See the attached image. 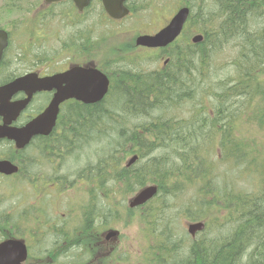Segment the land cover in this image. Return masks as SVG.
Instances as JSON below:
<instances>
[{
	"label": "rangeland",
	"instance_id": "1",
	"mask_svg": "<svg viewBox=\"0 0 264 264\" xmlns=\"http://www.w3.org/2000/svg\"><path fill=\"white\" fill-rule=\"evenodd\" d=\"M7 0H0V5H5ZM143 1H149V0H143ZM182 0H166L164 1L163 5H166L167 8L170 10V12H167L166 8L164 6H160L155 11H152V14L150 15L149 19H152L154 17L158 16H167L164 19H161L159 21V24L162 25L163 21H166L167 19H171L170 17L174 14L176 9L182 4ZM194 7V14L196 18H198L201 21V25L208 26V25H215L213 29L211 30L212 33L216 32L217 28L221 30V32L226 31L225 35H222L219 40L213 41L214 45L208 44L204 48L205 53V60L200 57V55L197 57V59H191L190 68L188 64L189 71H186L185 74H183L181 79V85L179 87V92L174 94L171 97L170 107L167 109H171L172 107H176L174 110H170V116H172L174 119L177 120H185L186 124H188L190 121H193L196 116L200 117L202 120L199 125L203 122V114L211 110L213 107V103L219 98L220 94H227V99L229 100V103L231 102H238L237 101V94L241 90H236L232 88L237 85L236 83H239V81H242V83L246 84L249 83L252 80V77H248L249 68L252 67L257 70V73H260L261 70H264V48L263 50H258L257 55L252 54V49L260 44L261 38L264 36V32H261L264 30V18L257 14V11H260L258 7H255L256 10H245L244 11V19L246 20V25L242 27L240 30L238 36L236 34V28L231 29L230 27L227 28V26L230 24L227 22V18L230 16L227 12H223L222 7L220 6V0H190ZM219 3H218V2ZM11 3H19L21 5H28L24 0H11ZM42 2H38V0H31V5H41ZM223 6H227L226 4ZM135 7H139V4L136 3ZM175 9V11L172 13V11ZM100 6L98 4H94L92 7L91 12V19L92 22H89L88 24L91 25V35L90 40H92L93 47L96 45L97 40L107 39V42L105 44H109L111 51H101V55L98 58H103L105 55H108L112 53L114 50H119L127 43H130L131 39V32L133 30V25L137 21H141L137 19L136 15L134 14L131 18L126 20L121 27L118 29H110L106 26L105 23L102 22L100 14ZM20 15V14H17ZM171 15V16H170ZM170 21V20H169ZM29 23V17L28 16H13L11 21L9 22V26L12 28L14 27H25ZM147 23V21L142 24V26ZM66 25V24H65ZM61 26V25H60ZM142 26L140 30L142 29ZM152 26H155V21L152 22ZM41 30H43L42 37L44 38H51L50 41L43 44H38L37 48L35 46H30L31 52H33V55H40L42 53L43 58L45 60H48L52 62L54 57H57L56 63L58 66H60L62 69L66 67L67 63V56H63L62 47L64 44V39L68 38L70 36V32H68L66 27L62 28V34L63 36H59L60 32L58 31V28L55 29L48 25L47 27L43 26L42 23L39 26ZM123 28H128L130 31H125ZM230 28V29H229ZM260 29V34L257 32ZM33 31L36 32L35 36H38L40 34V31L37 29L36 25L33 24ZM242 32V35H241ZM194 32H192L193 34ZM191 34V35H192ZM217 36V35H216ZM191 38V36H190ZM26 39L25 36H20L16 38V45L21 43ZM211 40L212 39L211 36ZM262 41V40H261ZM68 49L72 50L71 45V39L69 40ZM100 45H104L103 43L98 42ZM217 46V48L214 50L213 47ZM247 46V47H246ZM180 47H184L183 44H181ZM244 47L245 50H244ZM256 48V47H255ZM37 49V50H36ZM217 54H214V56L211 58L212 51H216ZM251 51V52H248ZM211 52V54L209 53ZM240 53V54H239ZM195 61V62H194ZM196 65V68H198L197 71L193 73L192 66ZM122 66L127 67L130 66L135 70H143L141 65L138 64H132L130 62L122 64ZM145 71H143V74L141 75V78H146L149 76H152L154 74H146L150 73L154 69V66H147L144 65ZM176 70H172L171 77L175 76L173 73H175ZM201 72L203 73V77L201 76ZM193 73L192 75H190ZM187 77V78H185ZM186 79H190L189 82H193V85L187 84ZM168 94V90H166V95ZM186 97L187 100L183 102V97ZM221 98V97H220ZM241 98V97H239ZM162 99V98H159ZM114 96H110L109 102L104 106L102 109L104 112V115L106 116L107 123L111 125V122L108 121L112 119H116V111L114 110ZM183 102V103H182ZM182 103V104H181ZM181 104V105H180ZM220 104H223L220 102ZM180 105V106H179ZM179 106V107H178ZM236 106L241 105L236 104ZM166 108H163V111H167ZM262 110H264V107H261ZM121 114V113H120ZM158 115V111H150L146 115H140L137 117H126L128 118L127 127L132 126L133 129H138L141 124H144L147 121L154 120ZM167 114H163L162 116H166ZM239 119H240V125L238 127V136L243 140L239 143V145H242V147L245 148L247 152L250 154L252 153L251 158L247 159V162H250V166L247 167V165H237V168L232 165V161H228L229 165L220 167L218 171L219 181L220 185L223 190V196L224 198L229 201V188L231 184H233L235 188V194L234 195H242V194H250L253 197H256L261 194L262 188L264 186V182L261 181V178L264 179V128H260L258 126H255L254 124L246 123L244 120L247 117V111L245 109H241L238 111ZM161 116V115H160ZM135 118H139V122H135L132 124L133 120ZM251 118V117H250ZM121 121L126 122V120L121 119ZM172 123V121L169 122V124ZM112 126V125H111ZM146 126V125H145ZM264 126V125H263ZM100 129V128H99ZM110 130L109 128H107ZM129 130H132V128H128ZM126 135V133H125ZM120 135V137L123 139V136ZM134 137V136H133ZM206 137V138H205ZM210 138V135L203 136L202 138L198 139V143L200 145L205 144ZM64 139V138H63ZM99 141V140H98ZM165 143H169L166 140H164ZM107 145V144H105ZM87 146V145H84ZM82 146V147H84ZM117 146L115 145L111 151H114V149ZM213 148V142H208L205 145L201 146V153L203 156H207L208 153H212ZM91 149V155H88L90 153ZM178 149V147H174L171 154L164 156L162 158H159L157 161H160L162 164H165V170L168 169L169 164L172 160L175 159L174 153ZM108 149V146H105L104 148L100 147H86L81 148L80 142L78 140L74 142L68 143L67 147L63 149L65 152V158L59 161L61 171L60 173L67 181L68 184L66 186L69 187L70 184H74L75 187L80 184V182L77 184L76 180L79 178V172L83 170L85 166H88L89 170H87L89 173L93 172L95 173L96 167H91V164H94L98 159L100 158H106L108 157V152H106ZM69 151H75L78 152L77 154H73L71 157H69V154H67ZM82 151L81 154H79ZM87 151V154L85 153ZM109 151V152H110ZM163 154V151L160 150L155 153V157H160V155ZM198 153L194 152L187 160L184 165V178L192 177L193 172L196 173L197 170H200L196 164L199 162V159H196ZM219 152H214L213 160L215 161V157L219 156ZM107 155V156H105ZM166 155V154H165ZM122 157H124V154H121ZM58 164L57 162H54L50 164V162L47 160H41L37 163V169L40 168V171L38 173L43 175L45 178L49 179L51 178V169ZM210 167V165H208ZM34 169L35 172H37ZM100 174L104 173V169H98L97 170ZM263 171V172H261ZM34 172V173H35ZM160 172V171H159ZM161 173V172H160ZM228 175H230L232 178H230ZM199 178H204V176H200ZM77 184V185H76ZM220 186L219 184H217ZM74 187V188H75ZM87 183L85 181L82 182L81 187H76L74 191H71V193L67 191L63 192L62 195H65L69 193L72 196H75L78 200H86L88 198L87 192ZM23 187H18L17 189H21ZM3 187H1V196H0V218L6 219L7 223L13 224L15 223V226L19 228V230H22L21 222L23 219H21V216L25 215L29 212L30 208L32 206H36L39 200V206L45 210L47 207H56L59 206L57 203V200H60L62 198L61 194L52 196L51 199L48 200V197L44 195L43 192L50 193L51 191L58 190L57 186H51L47 182H41L39 185L40 192H42L37 199L34 200L32 198L28 200H21L22 198V192L24 191H17L12 194L10 193H3ZM16 189V190H17ZM28 189V188H26ZM25 189V190H26ZM204 189L203 185L200 184L199 188L196 192L202 191ZM95 194V193H94ZM202 197H208L204 195L203 193L200 194ZM129 195H123L118 200L120 204L123 203V201L128 200ZM199 200L194 199V193L191 190H188L187 192H178L173 196V198L170 195H163L160 197V200L156 202V204L151 207L148 212H151L152 210H155L156 218L158 220V223L155 224L156 228L158 230L156 231V235L154 232V226L153 221L148 218L144 220L141 224L139 219H136L133 221V224L126 226L122 228L123 234L125 237H136L138 239V246L140 250H144L146 242L144 240H148L153 236V244L157 242V246L159 248V243L161 241L158 240V238L163 239L160 237L161 231L164 233L165 239L164 244H167V246L172 247L174 240H176L175 234L176 231H172L174 226L178 227L180 237H183L187 233V224L189 223L188 219L184 217V213L188 209H193L197 205L196 203ZM225 205V200H220ZM262 201L264 200H258L256 201V210H260L262 208ZM72 204L75 205V203L72 201ZM237 204V202H235ZM255 207H250V209H253L255 212ZM38 208V206H37ZM49 215L55 218V222H58L59 219H62L60 214L63 212L61 210L58 211H48ZM238 212V211H237ZM36 216L38 213H35ZM226 214V213H224ZM224 214H213L209 218V220L212 222V229L216 231V236L214 237V233H209L208 236L211 238L212 243L217 242L221 234H229L236 231L238 225H241V223H244V219L238 220L235 222V224H227V219L224 217ZM231 216H233L231 212ZM236 214V219H237ZM10 220H13V222H10ZM43 220V221H42ZM262 223H264V220H260ZM42 222V228L41 232H36V229L33 227L30 231L23 232V238L28 240V243L31 247V264H37L38 259L34 257L35 254L41 253L44 249H47L48 252L52 250L53 244H54V237L53 235H48L45 237H42L45 231H49V228L54 226L53 224H46L45 219H43V215L40 214L38 220H33V223L36 227H39L40 223ZM240 222V223H239ZM143 235H141L140 231H144ZM152 235V236H151ZM2 235L0 234V240ZM143 237V238H142ZM158 237V238H157ZM180 239V238H179ZM158 240V241H157ZM188 243V241H187ZM182 242L178 240L177 246L181 245ZM151 247H148L143 252V259L142 262L144 264H152V260L154 257V250H151ZM163 247V246H162ZM178 249V248H177ZM176 249V250H177ZM78 255L77 253H72L71 257H76ZM160 264H169V261L171 260V257L165 259L163 254L160 252ZM61 263L58 264H70L71 260H62Z\"/></svg>",
	"mask_w": 264,
	"mask_h": 264
},
{
	"label": "trees",
	"instance_id": "2",
	"mask_svg": "<svg viewBox=\"0 0 264 264\" xmlns=\"http://www.w3.org/2000/svg\"><path fill=\"white\" fill-rule=\"evenodd\" d=\"M220 2L223 12H227L230 15L227 18V22L230 23L227 28L230 26L231 29L236 28V34L238 36H240L239 32L242 27L244 25L247 27V19H244L245 10H256L255 7L259 8L262 4L261 10L257 11V14L264 18V11H262L264 8V0H220ZM68 3H70V1H68ZM225 4L227 6H223ZM188 5L194 7L193 3H188ZM188 24L191 28L186 30L185 33L174 43L175 48L169 52H162L161 54V57L167 55L172 57V60H175V57L179 55L177 62L174 61L175 63L170 65V72L154 74L144 79L141 78V75H131L130 73H126L125 80H122L110 95L115 97L113 109L117 110L115 114L117 120L112 118L111 120L108 119L112 126L106 124L107 119L102 110L109 102L110 97L106 101L93 106L76 105L71 107L69 112L64 114V116L68 115L71 117L72 122V126L66 127V134L68 137L71 136L74 141L78 140L80 146L88 145L90 142L99 140L101 143L97 144L96 147L100 148L108 146V144H110L116 137V144H119V146L126 144L129 141H135L138 147L145 149V152L141 153L143 156L160 147H164L167 144L164 140L172 143V146H181L183 142L179 139L198 140L201 137V125H199L201 122L200 117L194 122L188 124L179 121L169 124L168 121L163 119L164 116L162 115L166 114L168 111L167 108L171 106V97L179 92V87L181 85L180 77L185 74L186 71L190 70L191 59L196 60L199 54H201L200 52L204 53V48L208 44L214 45V42L219 40L222 35H225L226 31H224V34L221 30L218 34L212 33L210 29L215 25L204 26L206 23L201 25V21L193 19V16L189 19ZM191 30L198 33L203 32L205 35L204 42L194 46L189 35ZM257 32L260 34L261 32H264V30L260 32L259 29ZM84 35L85 34L82 32L75 33L73 39L78 41ZM211 36L214 40H211ZM261 40L260 44L256 45V48L254 47L251 50L254 57L257 55L256 53H258V50L261 51L264 48V36ZM182 43H184V47H176L177 44ZM95 47L96 45L92 47V50H95ZM246 47H244V50ZM216 48L217 46L213 47L214 50ZM161 57H156L155 59H160ZM201 58L203 61L205 60L203 56H201ZM11 60H18V63L15 64L16 67H21L23 64L26 65L27 63L26 58L19 57L18 54L14 52L11 53ZM173 68L176 72L173 73L175 76L171 77ZM192 68L194 71L198 70L196 65H193ZM248 73V77H252V80L249 83L244 84L242 81H239V83L232 88V90H241L237 94L238 102L235 103L233 101L229 103V100L226 98L227 94H220L219 97L221 98L217 100L214 107L213 120L209 123H205L206 131L204 136L209 134L210 138L216 133L214 125L219 126L223 124V127L228 126L220 132L224 138L222 141V147L224 150L233 151V164L229 166L235 168H237V165H248L249 162H247V159L251 157V154L247 152L242 145H239L240 142H237L232 127L235 126V123L238 121V118L235 121L236 113L239 111L236 104L241 105L248 110V118L252 124L257 123L261 127L264 125V110L261 109V107H264V81L258 79L255 75L251 76L250 70ZM192 85L193 82H191V86ZM166 90H168L167 95ZM220 102L223 104H220ZM163 108H166L167 111H163ZM154 109L162 112V115L158 116L157 123H152L147 130H144L143 135L134 132L132 126L127 127L128 118H125L124 116L137 117L140 115H146ZM165 117L167 120L173 118L170 114H167ZM208 117L212 116L210 115ZM121 119L126 120V122L121 121ZM135 122H139V118H135L132 124ZM128 128H132V130H129ZM140 129H145V126H140ZM120 135L125 136H123L122 139ZM146 135H151L149 142H145L144 140ZM68 137L59 138L56 143V150H63L67 147ZM109 151L110 149L106 152L110 153ZM181 159L186 163L188 157L181 156ZM108 162V172L112 173L110 179L117 183L123 182L126 184L128 179L131 176H134L137 184L142 186L148 179L145 175L138 172L137 167L122 168L120 162L114 158H108ZM31 165L34 167L35 164ZM208 165H210V167H208ZM165 167V164L157 161L154 165L150 164L146 166L144 171L156 169L162 174H167L168 169L165 170ZM198 167L204 176V178H199V181L208 183L206 186L213 194V200H225L224 202L229 208L230 206L235 207L230 209V213L232 212L233 214L232 219L234 220L228 219V221L235 224L236 221L245 218L244 223L238 225L235 232L222 234L218 241L214 242L215 244H213L211 240H208L209 236L206 234L202 241L195 242L190 250L186 249L185 246L179 247L170 254L171 260L169 261V264H264V223L260 221L261 219L264 220V203H262V208L260 210H256L255 207L256 201L264 200V186L261 194L253 197L250 194L234 195L236 190L233 184H231L228 191L230 201H227L225 198H222L224 196L221 191H219V186L212 178V172L214 171L212 164L199 160ZM101 168L104 169L103 176L107 175L106 166L104 165L96 167L95 170L97 171ZM228 176L231 178L230 175ZM198 199H200L199 195ZM235 202H237V204H235ZM198 203V207H203L202 200H199ZM222 206L223 205L220 203H214V208L216 210ZM250 207H255V212L253 209H250ZM236 214L238 217L237 219ZM62 236L63 233L60 231L57 238ZM174 247L175 246L172 245L171 250H173ZM244 257L246 262L243 261Z\"/></svg>",
	"mask_w": 264,
	"mask_h": 264
},
{
	"label": "flooded vegetation",
	"instance_id": "3",
	"mask_svg": "<svg viewBox=\"0 0 264 264\" xmlns=\"http://www.w3.org/2000/svg\"><path fill=\"white\" fill-rule=\"evenodd\" d=\"M80 32L85 34L80 40H74V34L71 37L72 50L79 46H82L85 49H91L93 47L92 40H90L91 25L88 23L81 25L76 33ZM8 49L4 51L0 63V87L10 84L27 74H36L39 79L51 77L55 74L54 71L44 68L42 64L30 69H26L24 64L21 67H16L15 64L18 63V60L13 61L8 58ZM200 53V57L203 56L205 59V53ZM209 53L211 54V52ZM214 54H217V51H212L211 58ZM18 56L23 57L24 54H19ZM178 57L179 55L175 57L176 62ZM201 76L203 77L202 72ZM53 96L54 92H42L34 95L28 108L16 119V121L9 125L10 128L20 130L25 127L31 120L45 110L50 104ZM25 98L26 96L24 94H18L12 99V101L24 100ZM73 103L74 102H69L66 105ZM3 124V121L0 120V126ZM44 140L45 137H37V139L33 140L24 150L17 149L15 144L11 141L3 140L0 142V154L1 156L5 155L7 157L6 160L18 165L20 169L22 167L23 170H33V168H31L32 165L30 164H34L37 157L41 158L44 156ZM4 144L8 145L7 149H5ZM53 147L55 151L56 142L53 143ZM96 201L97 200H88L90 206L80 207L74 211L73 230L75 235L79 237V246L89 255V260L85 264H107L109 259L113 262L116 258L118 264H128L127 261L122 260L120 252L116 253L119 248L117 244H120L121 240L117 238H107L105 232L108 230V226L104 221V216L107 211L106 206L104 202L100 200ZM94 202H96L98 206H93ZM90 209H93L95 212L91 216L88 215ZM36 213H38L37 216L41 214L39 212ZM66 228L67 225L61 230L63 235ZM132 264H141V262L139 258L134 257Z\"/></svg>",
	"mask_w": 264,
	"mask_h": 264
},
{
	"label": "water",
	"instance_id": "4",
	"mask_svg": "<svg viewBox=\"0 0 264 264\" xmlns=\"http://www.w3.org/2000/svg\"><path fill=\"white\" fill-rule=\"evenodd\" d=\"M49 3L57 2L61 0H46ZM76 6L79 9H83L88 5L90 0H74ZM126 0H103L104 7L107 13L114 19H122L128 15V10L124 6ZM189 15L188 9H182L171 21L169 26L161 31L156 37H142L139 38L138 44L149 46L153 48L164 47L173 42L181 33L184 24L186 23ZM201 38L194 39L195 42L200 41ZM7 44V35L0 32V61L3 51ZM57 85L60 84L61 92L60 99H57L51 109L45 117L44 121H41V127H47L49 123H54L57 114L59 104L70 97H76L79 100L84 101L87 104L99 103L102 101L108 91V80L101 74L93 70H84L75 68L70 72L60 75L56 78ZM29 84V78L17 81L12 85L0 90V107L4 105L3 95H9L16 89L26 87ZM38 85L33 86L35 89ZM9 115L7 109L0 108V113ZM6 132H0V137L6 136ZM132 160L131 163H134ZM0 171L5 173H13L16 170H9L5 165H0ZM157 193V189L150 187L142 191L132 202V207L141 205L151 199ZM202 224L192 225L190 232L195 234L198 230H202ZM27 257L26 247L22 242L7 241L0 245V264H21Z\"/></svg>",
	"mask_w": 264,
	"mask_h": 264
},
{
	"label": "bare ground",
	"instance_id": "5",
	"mask_svg": "<svg viewBox=\"0 0 264 264\" xmlns=\"http://www.w3.org/2000/svg\"><path fill=\"white\" fill-rule=\"evenodd\" d=\"M232 178V177H231Z\"/></svg>",
	"mask_w": 264,
	"mask_h": 264
}]
</instances>
